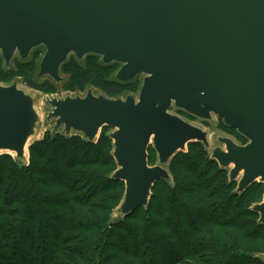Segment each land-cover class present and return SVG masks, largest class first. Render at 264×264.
Listing matches in <instances>:
<instances>
[{
  "label": "water",
  "instance_id": "water-1",
  "mask_svg": "<svg viewBox=\"0 0 264 264\" xmlns=\"http://www.w3.org/2000/svg\"><path fill=\"white\" fill-rule=\"evenodd\" d=\"M41 45L38 75L55 82L71 54L119 63L118 81L142 76L136 98L88 89L47 101L55 130L93 141L103 126L114 129L121 215L147 205L154 182L170 178L164 165L173 155L192 141L208 146L207 132L168 112L172 106L204 120L215 114L247 139L219 137L224 149L211 152L221 167L232 165L230 181L241 174L237 192L264 183V0H0L4 63ZM35 121L31 97L16 83L0 84V152L25 159ZM150 144L155 165L148 164ZM252 210L264 222V196Z\"/></svg>",
  "mask_w": 264,
  "mask_h": 264
},
{
  "label": "trees",
  "instance_id": "trees-1",
  "mask_svg": "<svg viewBox=\"0 0 264 264\" xmlns=\"http://www.w3.org/2000/svg\"><path fill=\"white\" fill-rule=\"evenodd\" d=\"M71 55L59 82L42 83L45 93L59 84L116 99L137 81H118L119 63ZM2 59L0 81L7 85L36 68L26 58L3 69ZM112 152L103 130L93 141L46 131L29 146L27 162L0 153V264H264V222L252 210L263 182L237 192L229 169L192 141L165 164L170 178L154 182L146 206L114 217L125 185L112 177Z\"/></svg>",
  "mask_w": 264,
  "mask_h": 264
},
{
  "label": "rangeland",
  "instance_id": "rangeland-1",
  "mask_svg": "<svg viewBox=\"0 0 264 264\" xmlns=\"http://www.w3.org/2000/svg\"><path fill=\"white\" fill-rule=\"evenodd\" d=\"M45 53V47L44 46H37L33 48L29 55H28V60L29 59H35V70L29 75V76H14L12 77L10 82H14L17 84V86L22 89L26 94H28L31 99H32V105L34 112L36 113V121L34 124V128L32 131V134L28 138V143L31 145L36 140H40L43 135L45 134L46 131L49 132H59V133H64L63 132V127L60 126L54 129V119L53 118H47V114L50 111V105L48 104V100L52 98H65L67 96L70 97H75V96H80L84 97L87 90L84 91H69V90H64L60 88V85L58 84L57 87L58 89L55 90V92H47L42 89L41 85L45 81L52 82L53 80L47 76H39L38 71L39 70V62L42 59L43 55ZM1 55V54H0ZM74 55V54H73ZM72 56V55H71ZM70 57V55H69ZM68 57V58H69ZM3 60V59H2ZM15 61L21 62L22 58L19 56V54L16 52L13 57L10 59L8 65L5 64L3 65V69H9V68H14L15 66ZM4 62V60H3ZM120 68L119 64L115 65V72L118 71ZM114 72V73H115ZM114 75V74H113ZM142 83V76H137V81L133 82L129 85L124 86L122 89V93L120 94V98H125L127 95H132L135 98L138 96L139 88L141 87ZM0 84L7 85L6 82L0 81ZM92 93L94 95L101 94V92L97 89H91ZM182 111V110H181ZM169 112L180 116L182 119L185 121L189 122L190 124L201 128L202 130L207 132V139H208V146H207V151L211 154L212 150L216 147H220L224 149V144L219 142L218 138L219 137H226L232 139L235 143L243 145L247 142V139L243 137L240 133L237 132L236 129L230 128L226 126L221 119H219L215 114H212L211 117L207 120L200 119L198 117L192 116L190 114H187L185 111L180 112L179 109L176 107L172 106L169 109ZM184 112V113H183ZM104 127V128H103ZM100 130V133L98 135V138L101 134V131H105L106 133L112 132L114 129L109 126H103ZM68 135H82L79 134V132L71 131L70 134ZM96 138L95 140H97ZM29 149V148H28ZM187 150V148H186ZM148 153H152L155 157V161L153 164L150 163V165H155L157 163V153L154 150L152 144L149 145L148 147ZM25 159H22V162H25L26 159L28 161V154L27 156H24ZM26 161V162H27ZM164 167L167 169V165H164ZM232 165L227 167L229 170L231 169ZM241 174L238 176V178L235 180L238 183V179L240 178ZM263 200V198H262ZM121 214L119 213V208H116L114 211V217H118Z\"/></svg>",
  "mask_w": 264,
  "mask_h": 264
},
{
  "label": "bare ground",
  "instance_id": "bare-ground-1",
  "mask_svg": "<svg viewBox=\"0 0 264 264\" xmlns=\"http://www.w3.org/2000/svg\"><path fill=\"white\" fill-rule=\"evenodd\" d=\"M169 112V111H168ZM27 143H28V141H27ZM29 144V143H28ZM27 150V149H26ZM25 150V156H27V154H28V151H26ZM1 151V150H0ZM1 153V152H0ZM147 153H148V149H147ZM13 155H14V153H13Z\"/></svg>",
  "mask_w": 264,
  "mask_h": 264
},
{
  "label": "built area",
  "instance_id": "built-area-1",
  "mask_svg": "<svg viewBox=\"0 0 264 264\" xmlns=\"http://www.w3.org/2000/svg\"><path fill=\"white\" fill-rule=\"evenodd\" d=\"M19 88V87H18Z\"/></svg>",
  "mask_w": 264,
  "mask_h": 264
}]
</instances>
